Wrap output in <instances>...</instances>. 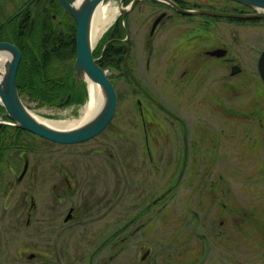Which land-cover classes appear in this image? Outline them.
Returning <instances> with one entry per match:
<instances>
[{
  "label": "rangeland",
  "instance_id": "rangeland-1",
  "mask_svg": "<svg viewBox=\"0 0 264 264\" xmlns=\"http://www.w3.org/2000/svg\"><path fill=\"white\" fill-rule=\"evenodd\" d=\"M112 1L117 6L120 4V0ZM187 1L192 6L233 5L225 0ZM149 2L151 1L142 2L130 13L129 19L132 43L140 57V53L144 52L143 40L149 33L151 23L145 21V16L153 15L159 10L156 7L152 11V5ZM178 18L183 26L177 27L176 30L184 31L173 51L175 52L173 56L176 54L178 66L190 60L193 48L200 45L197 44L200 39H207L209 44L214 45L218 37L223 38L225 43L233 47L240 66L246 71L233 77L227 74L226 68L224 69L226 81L230 86L236 85V90L238 89V94L234 95L233 92H225L221 89V85H217L218 82L211 78L208 80L211 85L207 88L203 86L176 87L171 80L166 81L161 68L152 66L151 69L146 70L144 63H141L137 72L145 87L151 91V94L163 99L166 105L173 107L184 117L186 126L191 131V143H197L190 148V157L197 161V165H194V174H191V178L187 177L190 174L188 171L190 167H186L184 179L174 196H167L160 202L161 204L151 207L142 215L144 221H149L144 229H138L135 226L129 228V233L134 235H131L127 242H122V235H120L115 239L116 241L108 243L95 255L94 264H143L145 262L141 261V256L148 247L152 252L145 264H171L170 260L175 258L170 254L171 241L178 237L175 233L179 235L177 244L180 255L184 254L180 245L186 242L184 236L186 234L191 235L188 239L191 243V253L197 254L202 247V242L196 239L195 234L207 231L204 225L205 220H195L189 216V213L185 215L184 203L187 202L191 210L196 208L198 213L200 212L201 197L194 193L200 179L198 174H201L200 128L206 124V121L210 127L238 126L242 129L244 126H260V122L264 125V83L257 71V59L264 48V21L253 23L219 20V25L213 28V34L212 29L207 32L199 28L192 29L197 24L196 17L193 18L194 20H186L188 18L180 16ZM192 31L194 33H191ZM170 33L171 28L165 27L154 41L158 44L160 40L169 39ZM169 46L167 45V48ZM143 61L145 62V59ZM210 77L213 76L210 75ZM84 78L87 82L89 81L88 77L84 76ZM115 82L120 94L117 110L110 125L99 135L76 144H59L37 135H27V142L33 149L26 151L29 153L28 157L32 158L34 165L39 164L40 171L43 169L47 171L40 174L35 182H32L29 176L20 183L17 182V175L23 161L18 160V151L10 149L6 155H3V158L16 157V161L12 165L15 173L11 172L10 166L6 167L3 163L0 165L3 174V181L0 182L2 256L15 258L18 264H21L18 250L27 249L24 254L29 252L40 254L48 250L50 256L45 259V262L56 264L59 259L61 264H88L91 253L109 234L120 227L128 216L145 206L152 197L161 194L168 187L170 179L173 176L176 178L180 173L181 167L173 163L175 152L179 149L181 152L184 147L180 125L150 102L147 108L149 111L145 115L147 122H144L140 115L142 108L138 106L137 101L141 93L135 83H130L125 78L121 80L117 78ZM205 91L212 95L207 105L202 100ZM224 100L226 106L222 104ZM25 104L36 115L50 119L80 118L81 107L84 106L59 110L56 107L39 106L36 102L27 99ZM254 111H256L255 114ZM144 123L151 128L152 145L149 153L146 151ZM157 126H165L169 130V141L168 135L164 136L161 133H159V141H157L158 134H155L156 138L153 137L152 133L159 131ZM240 135L244 134L241 132ZM263 136L261 134L260 143L263 144L261 149L264 147ZM242 143L243 138L238 141V145ZM252 155V158H255L254 154ZM257 155L258 164L261 161L263 163L264 149L259 154L257 152ZM150 157L154 158L155 163H159L156 169ZM249 158L251 156H247L246 159ZM257 161L255 167H258ZM243 164L249 165L246 167L253 166L251 160ZM60 165L67 167L70 174L74 172L78 175L76 178L78 185L64 197L62 202L56 203L50 190L57 181V169ZM126 187L129 190L127 194ZM25 193L28 195L26 201ZM31 196L38 207L33 215L34 222L27 225L25 218L23 223H19V216H23L21 212L29 207ZM71 205L76 207V218L71 224L58 227V223ZM50 209L53 210L50 211ZM213 226L216 227V224ZM209 234L211 240L206 264L230 262L231 259H228L226 255L232 256V246L218 240L216 235L210 232ZM197 257L199 259V255ZM175 260L179 262V259ZM38 261L34 260L32 264H39Z\"/></svg>",
  "mask_w": 264,
  "mask_h": 264
},
{
  "label": "flooded vegetation",
  "instance_id": "flooded-vegetation-1",
  "mask_svg": "<svg viewBox=\"0 0 264 264\" xmlns=\"http://www.w3.org/2000/svg\"><path fill=\"white\" fill-rule=\"evenodd\" d=\"M58 1L60 9L64 14L63 17L58 18L59 25L65 27L67 25L66 22H69L72 31L69 33L60 32L56 44H51L50 48L53 51L56 49L60 50V52L65 53L68 58H70L69 55L74 49V58L70 59L74 69V63L77 57V23L72 13L69 10H65L61 5L60 0ZM174 1L182 7H184V4H189L187 0ZM225 1L232 3L233 5L227 7L221 5L194 7H205L216 10H222L225 8L236 11H252L251 8L242 6L240 3L233 0ZM142 2L137 3L136 6L125 15H118L117 19L105 30L101 38L93 44L92 55L99 66L111 73L109 77L115 87V80L117 78H120V80L125 78L128 79L130 83H135L137 89L141 93V97L137 101H139L138 103L141 105L142 111L140 115L144 122H147L145 115H147V112L149 111L147 108L150 104H155L158 109L165 112L173 119V121L177 122L180 125L179 129L183 134L184 147L183 150L181 149V152H179L180 149L178 148L179 151H176L174 154L175 158L173 163L179 166V168L181 167V171H179L180 173L176 178L173 176L172 179H170L171 182L164 190H168V192L162 200L159 199L154 201V199L160 194L152 197L145 206L138 211H135L133 215L128 216L125 222L118 227H122L119 234V236L122 235V242H127L130 236L134 235L133 233H129V228L133 226L138 229L145 228L149 221H144L145 219L142 215L151 207L161 204L160 202L164 201L167 196H174L176 193L175 191L179 188L181 181L184 179L186 167L189 166L191 168L188 170L190 171V174L187 175V177L191 178V174H194V165H197V161L194 160L193 157H190V148L192 145H197V143H191V131L187 128L184 117L182 114L177 113L173 107L166 105L163 99L151 94V91H149V89L145 87L143 81L139 79L140 76L137 72L138 67L141 63H144V68L146 70L151 69L152 66L161 68L166 81L171 80L172 84L176 87L185 86L187 88H193V86H203L207 88V86L211 85L208 82L211 78L214 79V81H217V85L220 84L221 89L225 92H233L234 95L238 94V89L236 90V85L231 84L230 86L226 81L224 78V69L226 68L227 74L233 77L246 71L244 67L242 68L240 66L239 58L234 52L233 47H231L230 44L225 43L223 38L220 39L216 36L217 40L214 45L209 44L207 39H200V41L197 42V44L200 45L193 48L190 60L184 62L183 65L178 66L175 59L176 54L173 56L175 53L173 51L174 46L182 37V32H184L183 29L176 30L177 27L181 28L183 26L179 22L178 16L188 18L186 20H194L193 18L196 17L198 19L195 20L197 24L192 29L199 28L206 32L212 29L213 34V28L219 25V20L224 19L206 14L192 15L178 13L171 5L158 1H151L149 3L152 5V11L156 7L159 8V10L153 15L145 16V21H150L151 23L149 33L143 40L144 44L142 47L144 52L140 53V55L142 58H145L142 59L136 52L134 44L132 43L133 39L130 35L131 27L129 24L130 13L140 6ZM162 14V18L153 29L154 22ZM53 16L56 18L55 14ZM165 27L171 28L170 38L160 40L157 44L154 39ZM191 33L194 32L192 31ZM168 42L170 44H167ZM166 44L170 45L169 48H167ZM48 52L49 49H47V53ZM259 57L257 59V71L261 81L264 83L258 70ZM144 59L145 62L143 61ZM67 61H69V59H67ZM210 75L213 77H210ZM75 78L78 86H81L84 82L88 93L89 88L87 80L82 78L80 81L76 76ZM181 91H183V89H181ZM210 96L212 95H210L208 91H205L204 99H202L204 104H208ZM224 102L225 100L222 101V104L226 106ZM217 103H220V101H217ZM75 106H79V104L74 103L65 106H57L56 108L61 110L68 107L74 108ZM65 112L68 111L65 110ZM255 112L256 111H254V114ZM75 113H77V111H75ZM151 114L149 115L151 116ZM4 118L9 119L8 116H3V119ZM1 123L7 124V129L10 130L12 127H17L0 120V124ZM157 129H159L158 132L152 133L154 138H156L155 134H158L157 141H159V133L164 134V136L169 134V130L165 126H157ZM23 130L25 132L21 134L20 139L27 142V135L32 133L28 130ZM143 132L145 133L144 139L146 151L149 153L150 146L152 145V142H150L151 128L145 123L143 125ZM241 132L244 134L243 136L240 135ZM200 133L201 135H198L200 137V144L202 143L201 174H198L200 179L198 187H196L194 191L195 194L201 197L199 206L200 212L198 213V209L196 208L191 210L188 207L187 202L184 203V212L185 215L189 213V216H192L195 220L204 219V225H206L207 231L195 234L196 239H200L202 242V247L197 254L191 253V243L188 242L191 235H184L186 242L184 245H180V249L184 250L183 255L179 254L180 250L179 245L177 244L179 235L178 233H175V236L178 237H175V239L171 241L170 253L171 255H174L175 258L171 259L170 262L171 264H206L209 242L211 240L210 232L211 234L216 235L219 238L218 240L226 242V245L228 246H232V256L230 257L229 255H226L231 261L224 264H264V160L263 163L261 161L259 164L257 161V152L259 154V152L264 149V147L261 149L263 144L260 143L261 134L264 135V125L260 122V126H244L242 129L238 126L210 127L206 121V124L200 128ZM15 138H19V136ZM242 138L243 143L239 146L238 141H241ZM167 140H170V135L167 136ZM13 149L19 152L17 154L18 160H23L21 168L19 169V174L17 175L18 183L27 176H29L32 182H35V179L40 174L47 173L44 169L40 171L39 164L37 163L34 165L32 158L28 157L29 153L26 151L33 150L32 148H28L24 145L22 149ZM252 154H254L255 158H252ZM247 156H251V158L246 159ZM15 158H2L0 159V165L3 163L6 167L10 166L9 169H11V172L15 173V169L12 167L14 164L13 162L16 161ZM248 160L252 161L253 166L246 167L249 165L243 164ZM150 161L153 163L155 169L156 166H159V163L154 162V158L150 157ZM256 161L258 167H255ZM46 168L48 170L47 166ZM67 170V167L60 165L57 169V181L51 186L50 193L54 196V199H56V203L62 202L64 197L66 195L68 196L71 193V190L78 185V179H76L78 178V175L74 172L70 174ZM2 175V168L0 167V182L3 181ZM126 189L127 194L129 190L127 187ZM27 197L28 195L25 193V201ZM30 199L31 203L29 207L21 212L23 216H19V223H23L25 218L27 225L34 222L33 215L38 207L32 196ZM4 208L6 209L7 207ZM71 209H73L71 216L68 220H65ZM51 210L53 209H50V211ZM47 212H49V210H47ZM75 218L76 207L71 205L68 208L66 215L58 223V227L71 224ZM141 218L142 222L140 223ZM213 224H216V227H214ZM125 232L126 234H123ZM107 237H109V235ZM108 243H112V240H109L107 244ZM226 245H224V247H226ZM104 246H106V244ZM26 251L27 249L17 251L21 264H32L34 260H39V264H52L45 262V259L50 256L48 250L40 254L35 252L24 254ZM151 252V248L148 247L147 250L143 252L141 261L146 263ZM197 255H199V259ZM94 257L95 256H93L92 262H90L89 258L88 264H94ZM175 259H179V262ZM6 262L8 264H18L17 259L2 256L0 248V264H6ZM56 264H61V261L57 259Z\"/></svg>",
  "mask_w": 264,
  "mask_h": 264
},
{
  "label": "water",
  "instance_id": "water-1",
  "mask_svg": "<svg viewBox=\"0 0 264 264\" xmlns=\"http://www.w3.org/2000/svg\"><path fill=\"white\" fill-rule=\"evenodd\" d=\"M34 8L40 0H33ZM110 0H60L65 10H69L74 16L77 23V57L74 63V72L78 80L86 75L90 80L99 84L103 94L102 105L86 121L78 126L71 128L52 127L42 120L27 107L20 96L17 76L22 58V52L19 47L7 40H0V54L8 55L9 58L4 64V73L0 78V102L5 108V114L11 118L12 123L20 128L28 130L38 136L60 144H74L87 141L100 134L112 121L118 105V95L116 88L111 81L108 71L99 66L92 55L91 41V24L95 10L100 4H106ZM125 0H120V13L125 15L131 11L137 2L141 0H132L127 6H124ZM161 1L174 7L178 12L183 14H209L218 17H231L239 19H264V0H234L240 2L252 9L253 12H232L220 11L208 8H184L174 0H156ZM160 15L153 24V29L162 18ZM34 19L31 21L29 32L32 30ZM258 70L264 80V49L258 60ZM165 191L158 200L163 197ZM65 218L68 220L71 216ZM118 231H115V235ZM95 250L103 246L106 241ZM94 252V253H95ZM93 253V254H94ZM93 255L91 256L92 260Z\"/></svg>",
  "mask_w": 264,
  "mask_h": 264
},
{
  "label": "trees",
  "instance_id": "trees-1",
  "mask_svg": "<svg viewBox=\"0 0 264 264\" xmlns=\"http://www.w3.org/2000/svg\"><path fill=\"white\" fill-rule=\"evenodd\" d=\"M29 1L0 0V40L11 41L22 51L17 77L20 95L28 101L37 102L39 106L83 104L88 93L84 82L81 86L76 82L73 64L70 62L75 55L74 49L68 58L60 50L53 51L50 48L51 44H56L60 32L72 31L69 22H66L65 27L59 25L58 18L64 15L59 1L40 0L36 8H33V2L28 5ZM129 1L131 0H125V3ZM184 7H192V5L184 4ZM22 8L24 9L21 10ZM223 10L228 9L223 8ZM32 19L34 26L29 32ZM228 20L258 22L233 18ZM4 113L5 108L0 103V115L6 116ZM7 127V124H0V159L10 149H22L24 145L30 148L28 142L20 139L21 134L25 132L23 129L12 127L10 130ZM18 136L19 138H15Z\"/></svg>",
  "mask_w": 264,
  "mask_h": 264
},
{
  "label": "bare ground",
  "instance_id": "bare-ground-1",
  "mask_svg": "<svg viewBox=\"0 0 264 264\" xmlns=\"http://www.w3.org/2000/svg\"><path fill=\"white\" fill-rule=\"evenodd\" d=\"M120 8L111 0L106 4H100L95 10L91 24L92 44L98 41L105 30L117 19ZM8 55L0 54V78L4 73V64ZM89 98L81 110L80 118L74 119H50L37 115L44 123L56 128H71L80 125L89 119L102 105L103 94L99 84L90 80L88 84Z\"/></svg>",
  "mask_w": 264,
  "mask_h": 264
}]
</instances>
